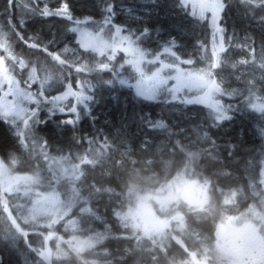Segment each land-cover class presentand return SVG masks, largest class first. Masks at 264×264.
I'll return each instance as SVG.
<instances>
[{"label":"trees","instance_id":"trees-1","mask_svg":"<svg viewBox=\"0 0 264 264\" xmlns=\"http://www.w3.org/2000/svg\"><path fill=\"white\" fill-rule=\"evenodd\" d=\"M221 1L225 49L213 77L224 97H231L236 107L230 120L217 123L209 109L196 103L141 96L129 84L136 76L123 67L117 66L111 76L103 73L102 93L94 94L90 105L104 108L108 123L102 128L104 140L88 141L91 162L86 174L62 186L74 188L72 216L78 224L60 225L55 232L51 227L26 222L14 206L19 205L15 196L0 188V257L5 264H192L189 252L194 243L206 249L212 224L238 214L251 215L247 220L259 225L264 234V114L252 110L255 99L264 103V2ZM71 3L80 14L79 0ZM117 4L132 8L151 24L150 37L142 41L133 37L143 52L162 51L161 45L175 37L180 48L168 55L167 61L187 56L190 68L212 69L213 30L207 18L179 9L180 0H117ZM124 19L123 14L118 17V21ZM143 22L131 23L138 26ZM197 39L201 43L194 45ZM91 71L95 77L96 65ZM92 137L96 139V131ZM121 137L126 139V147L114 144ZM101 145L102 153L96 154ZM10 146L9 137L0 130V152ZM183 170L190 179L207 184L205 213L175 204L170 212L182 209L184 228L180 230L178 223H173L156 236L136 232L123 223L119 214L127 206L132 188L153 192ZM23 175H32L38 189L56 188L50 174ZM254 211L257 216L252 215ZM178 236L183 237L187 249L180 246ZM13 243L18 248H12Z\"/></svg>","mask_w":264,"mask_h":264},{"label":"rangeland","instance_id":"rangeland-1","mask_svg":"<svg viewBox=\"0 0 264 264\" xmlns=\"http://www.w3.org/2000/svg\"><path fill=\"white\" fill-rule=\"evenodd\" d=\"M183 4L189 6L191 13L195 16L207 18L210 22L213 30L211 37L213 64L210 70H194L190 68L191 62L176 58L174 62L173 60L168 61L170 73L153 71L149 74L150 58L141 50L135 39H132L131 42L115 37L90 39L85 41L83 46L90 48L96 53V56L111 52L112 58L115 59L120 53L125 54L124 65H130L132 72L137 76L134 81L137 94L146 98L162 97L169 100L188 101L190 104L197 103L207 107L218 121H225L229 118L227 112L236 107L231 103L223 102L224 92L213 77V69L217 67L219 56L225 49L221 26L224 4L221 0H183ZM170 55H173L171 50H169ZM169 76L170 78H168ZM252 110L258 114H264V103L255 99L252 103ZM77 175L50 174L51 178H55L58 186L63 182H73ZM262 182L264 186V166ZM0 188L5 194L15 196L19 205L14 204V206L17 207L19 215L26 222L52 229L62 221H66V224L71 227L78 224L77 217L71 216L72 205L70 202L72 197L66 195V199H64L63 187L44 191L38 189L36 180L32 175L0 174ZM71 190L74 193L73 187ZM128 198V204L120 212L119 218L127 227L136 232L141 231L146 232L148 236H156L162 231V224L180 223L182 220L178 212L170 213L174 204L185 203L188 208L198 211L208 202L209 195L206 184L190 179L188 173L183 172L163 183L153 192H143L132 188L128 193ZM150 213L156 215L161 223L156 230L148 226L147 218ZM252 215L257 216L256 211ZM250 216L246 215V217ZM253 223L248 220L238 225L232 219L226 220V225L222 229L225 246H227L224 257L235 256L237 258L240 248H243L241 246H245V244L247 246L248 244L261 246L263 241L258 232L259 229ZM233 260L236 261L237 259ZM193 262L194 264H207L206 261L195 263L194 260Z\"/></svg>","mask_w":264,"mask_h":264},{"label":"snow or ice","instance_id":"snow-or-ice-1","mask_svg":"<svg viewBox=\"0 0 264 264\" xmlns=\"http://www.w3.org/2000/svg\"><path fill=\"white\" fill-rule=\"evenodd\" d=\"M7 4V15L0 10V16L3 17V21L0 22V39H7L11 48L17 45L27 48L38 56H42L47 64L66 70L63 79L55 87L45 88L43 82L29 81L27 77L21 81L24 88L20 94L30 104L25 109L26 118L38 126L49 125L50 119L41 116L42 107L46 106L48 113L52 114L54 130L59 132L65 128L75 129L85 110L91 115V105L84 101L95 99V96L91 94L85 96V92L91 87V84L87 82V75L94 65H99L98 70L109 76L117 66L125 70L130 67V65H124L122 53L118 58L113 59L111 52H105L97 60L96 53L84 47V42L105 37H115L131 42L135 36H139L142 41L150 37L153 32L151 24L145 18L134 13L130 7L126 8L122 4L118 7L117 0H79L80 14H77L71 0H7ZM181 6H184L183 0H181ZM121 14L125 19L118 21ZM37 20L43 23L39 30L34 31L29 28V24ZM132 21L144 22L136 26L131 23ZM199 23L200 21H197V24ZM45 29L48 30L47 36L43 34ZM156 31L159 29L157 28ZM198 43L201 41L198 39L194 41V45ZM161 48L163 51L158 48L147 52L151 62L149 74L153 71L170 73L169 62L165 58L169 55V50L177 52L180 45L176 43L175 37H172L161 45ZM3 51L4 49H0V52ZM20 59L24 57L21 56ZM181 59L186 60L188 57L181 56ZM26 67L28 69L33 67L31 61L26 64ZM20 71L25 73V67H20ZM39 74L40 69L37 66V75ZM32 83L36 84L34 92L31 91ZM104 83L110 84L111 81L105 80ZM4 91L6 89L0 86V92ZM57 113L60 118H57ZM0 125L3 126L2 129L8 137L19 139L17 128L8 120L0 119ZM12 233V239L15 240L14 229ZM11 247L18 248V245L13 243ZM18 255L23 253L18 252ZM0 264H5L3 257H0ZM9 264H11L10 261Z\"/></svg>","mask_w":264,"mask_h":264},{"label":"flooded vegetation","instance_id":"flooded-vegetation-1","mask_svg":"<svg viewBox=\"0 0 264 264\" xmlns=\"http://www.w3.org/2000/svg\"><path fill=\"white\" fill-rule=\"evenodd\" d=\"M7 8V0H0V10H3L5 15H7ZM178 8L184 9L194 15L191 13V8L187 5L182 7L180 4ZM2 21L3 17L0 16V22ZM41 23L43 22L38 20L30 22L29 28L34 31L39 30ZM43 34L47 36L48 30L45 29ZM0 49H4L3 52H0V86L6 89V91L0 92V119H5L12 123L13 126L17 128V134L19 136L18 140L14 137H9L11 143L10 148L4 150L3 153L0 152V174H86L85 169L91 162L87 154L88 150L86 149L88 141L91 143L93 140H97L98 137L101 141L104 140L102 128L108 124L105 122V117L103 116L104 108L102 106H98L95 109L91 107V115L85 110L84 115L81 117L75 129L65 128L62 132L54 130V120L51 119L52 114L48 113L46 106L42 107L41 116L50 119L49 125L40 124L38 126L35 123H31L26 118L25 112V109L30 106L29 101L24 99V96L20 94L24 88L21 81L27 77L29 81L43 82L45 88L49 86L55 87L58 82L63 79L66 70L47 64L42 56H38L27 48H23L19 45L15 48H11L8 45L7 39H0ZM21 56H23L24 59L21 60ZM100 58L101 56L97 55V60ZM29 61H31L33 65L31 69L26 67ZM17 65L25 67V73H21L20 67ZM37 66H39L40 69L39 75H37ZM96 67L97 71L95 77L92 76V71L87 75V82L91 84V87L87 89L85 96L89 94L100 96L102 93L103 73L98 70L100 67L99 65H96ZM127 71H132L131 66ZM132 74L135 76V73L132 72ZM124 77L125 76H117L118 79H124ZM134 81L135 80L129 82L133 89H135ZM35 90L36 84L32 83L31 91L34 92ZM122 92L125 93L124 91ZM225 98H227V100ZM225 98L223 99L224 103H231L234 105L230 97ZM91 102L92 101H84V103ZM198 105L207 108L203 105ZM230 113L231 111L227 112L229 118L222 122L218 121L215 117L216 122L224 123L229 121ZM56 115L57 118H60L58 113ZM117 115L118 114H116V117ZM133 126L134 125H131V128H133ZM2 127L3 126L0 125V130H3ZM118 127H120L119 124ZM93 131H96V139L92 137ZM125 140V138L121 137L120 141L117 142V140H115L114 144L117 146L123 144V146L126 147ZM100 151L101 153L103 151L102 145L101 149L98 151L96 150V154ZM183 172H186V170H183ZM54 179L55 178H53V180ZM54 182H56V180H54ZM63 197L64 199L66 198L65 193H63ZM208 202L205 203L200 210L194 211L191 209V211L205 213V206ZM178 206L184 208L185 203H177V207ZM178 214L182 219L179 223V229L182 230L185 226V214H183L182 209ZM227 219H232V221L238 225H241L244 221H248L246 214H238L222 219L215 226L212 224L211 235L208 238L206 249L203 244H199L200 249L198 243L195 242L192 252H189L192 262L195 260V263H198V261H206L207 264H264V234L262 233L263 229L256 223L253 224L259 229L258 232L263 241L261 242V246L257 244H248L247 246V244H245V246H241L243 248H240L237 258L235 256L231 258L224 257L227 246H225L222 229L226 225ZM157 221L159 227L161 223L158 219ZM162 226L165 225L162 224ZM177 240L181 247L187 249L182 236H178ZM233 259L237 260L234 261ZM192 264H194V262Z\"/></svg>","mask_w":264,"mask_h":264},{"label":"water","instance_id":"water-1","mask_svg":"<svg viewBox=\"0 0 264 264\" xmlns=\"http://www.w3.org/2000/svg\"><path fill=\"white\" fill-rule=\"evenodd\" d=\"M148 224L150 228H155L157 226L156 218L153 215L148 216Z\"/></svg>","mask_w":264,"mask_h":264},{"label":"clouds","instance_id":"clouds-1","mask_svg":"<svg viewBox=\"0 0 264 264\" xmlns=\"http://www.w3.org/2000/svg\"><path fill=\"white\" fill-rule=\"evenodd\" d=\"M262 2H264V0H262Z\"/></svg>","mask_w":264,"mask_h":264}]
</instances>
